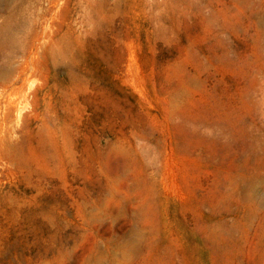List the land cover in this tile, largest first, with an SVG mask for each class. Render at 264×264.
Here are the masks:
<instances>
[{
  "label": "rangeland",
  "instance_id": "rangeland-1",
  "mask_svg": "<svg viewBox=\"0 0 264 264\" xmlns=\"http://www.w3.org/2000/svg\"><path fill=\"white\" fill-rule=\"evenodd\" d=\"M18 1L0 264H264V0Z\"/></svg>",
  "mask_w": 264,
  "mask_h": 264
},
{
  "label": "bare ground",
  "instance_id": "bare-ground-1",
  "mask_svg": "<svg viewBox=\"0 0 264 264\" xmlns=\"http://www.w3.org/2000/svg\"><path fill=\"white\" fill-rule=\"evenodd\" d=\"M16 2L19 3L18 0H0V18H1V22H0V126L3 127V128L6 127V129L9 130V133H12V134H13L12 131H14L15 126L19 122V119H20V116H21V107H23V109H26L23 106L25 103L21 107L19 106V104L22 103L21 101L24 102V100L27 99V97L31 94V87H32V86L29 87L27 85L28 78L25 77L24 75L22 76L21 73H20V71H18L16 67H14L12 65H9L7 63V60H3V57H2V51H3V49L7 45H10L11 43L13 44L12 53L15 54L17 52V50H18L15 36L12 35L13 34V31H7V29L8 30H11V28H14V27H12V24L10 23V20L12 19V14H11L12 12H9L8 11V8L10 6H12V4H14ZM17 5H19V4H17ZM30 9H32V8H30ZM3 11H5L7 13L5 15H2V12ZM36 17H37V15H36ZM44 31L45 30H43V32ZM41 35H42V33H41ZM44 41L42 40V43ZM34 42L38 43L37 41H34ZM62 48H60V49H62ZM64 50H66V49H64ZM28 52H30V50ZM23 66H25V65H23ZM25 69H26V67H25ZM30 82L31 81H29V84L31 85V83L33 81L31 83ZM5 133H6V131H5ZM9 133H7V134H9ZM12 134H9V135H11V137H12ZM14 137H15V135L13 136V138ZM1 143H4V142L1 141ZM10 146H13V144H11Z\"/></svg>",
  "mask_w": 264,
  "mask_h": 264
}]
</instances>
